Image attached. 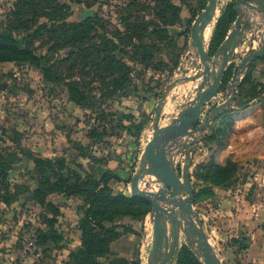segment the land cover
I'll return each mask as SVG.
<instances>
[{
  "label": "rangeland",
  "instance_id": "374dc122",
  "mask_svg": "<svg viewBox=\"0 0 264 264\" xmlns=\"http://www.w3.org/2000/svg\"><path fill=\"white\" fill-rule=\"evenodd\" d=\"M59 1L68 5L61 12L67 22H79L85 11H92L99 16L94 18L104 25L108 34L117 26L125 30L121 18L130 10H133L130 20L135 15L141 17L140 27L128 47L115 39L120 58H138L130 74L132 81L127 84L132 91L119 89L109 93L96 79L89 87L92 89L89 98L91 94L96 96L91 109L70 100L65 81L57 80L68 74L56 61L65 56L66 50L56 47L54 39L48 41L51 35L47 32L33 39L32 48L37 55H48L52 59L40 60V66L48 68V77L40 67L28 61L0 62V264H73L82 248L83 227L89 226L85 218L92 195L102 186L101 170L113 167L125 176L120 178L123 183L109 184L111 188L104 194L122 190L132 196L130 180L138 168L136 156L152 137L155 104L168 85L182 75L180 68H187L188 63L192 65L190 58L185 64L188 54L195 55L191 45L192 26L208 0H172L181 7L176 13L170 10L167 0H94L90 7L69 0ZM15 2L0 0V26L9 23V12ZM41 21L47 20L42 17ZM103 32L100 26L91 31L89 46L99 43L94 36ZM121 38L126 39L123 35ZM210 43L211 39L209 49ZM261 45L262 40L258 48ZM124 50H127L125 55ZM141 58L149 61L143 62ZM128 64L133 65L130 61ZM87 70L89 75L84 79L89 81L96 69ZM187 90L188 86L180 87L179 92L183 94ZM148 96L154 98L146 117L143 108ZM121 113L134 116L137 123L145 122L139 140L123 128L128 122L119 119ZM168 119L163 118L161 123H169ZM103 130L105 136L101 142H96L94 135ZM111 160L118 163L112 162L110 166ZM259 163L244 171L237 162L235 171L224 173L229 179L218 186L221 196L211 187L198 184L197 205L206 221L217 225L212 242L224 264H264V233L263 245L256 243L252 251L250 245L255 238L247 235L249 231L234 237V232H230L232 227H224L226 222L218 223L233 217L248 226L250 218L247 216H252L257 222L255 226L259 224L264 228V162ZM202 172L205 174V170ZM216 177L222 175L216 173ZM236 177L240 178V184L236 183ZM224 194L225 198L241 195L237 200L242 209L247 210L243 212L237 205L226 202ZM243 197L249 203L242 202ZM149 213L138 218L114 214L111 221L104 220L106 226L115 228L125 224L134 232H127L123 227L109 232L105 237L109 252L97 256L96 261L99 264H146L153 234ZM241 213L246 217L239 218ZM100 216L109 215L101 213ZM217 237L224 240L219 243ZM184 247L185 252L195 254L194 264H204L194 246L184 238L178 254ZM178 254L173 264H177ZM121 258L127 263L120 261ZM183 259L184 264H189L193 256L185 255Z\"/></svg>",
  "mask_w": 264,
  "mask_h": 264
},
{
  "label": "trees",
  "instance_id": "16d2710c",
  "mask_svg": "<svg viewBox=\"0 0 264 264\" xmlns=\"http://www.w3.org/2000/svg\"><path fill=\"white\" fill-rule=\"evenodd\" d=\"M71 2L83 3L90 7L94 0H69ZM236 1L230 0L221 10V14L218 17L215 28L212 33L209 53L210 55L215 54L220 48L222 42L228 35V31L232 24L235 22L237 17ZM168 7L172 12L181 10L178 4L167 0ZM137 2H134V5ZM205 7V4L202 8ZM68 8L66 3L61 4L59 0H16L13 8L9 12L10 21L7 24L0 26V62L13 61H28L40 67L45 77H48V68L40 66V60H52L50 56L44 55L39 56L34 53L32 48V41L34 38L42 36L45 32L49 35L48 41L55 40L56 47L65 48V56L56 60L59 65L65 67L68 74L60 77L57 80L65 81L67 90L69 93V99L78 105L85 106L86 108H92L95 102L92 100L96 99V96L89 93L92 89L89 88L92 81L97 79L98 82H102L109 93H114L119 89H127V93L131 92L128 89V83L132 81L130 74L134 69V65L138 58L129 57L128 60H124L123 57H119L117 54L118 45L115 39L118 38L128 47V43L132 42V39L136 35L138 28L140 27V16L133 17V10L131 6L127 9L130 10L126 17L121 18L124 25L122 30L120 27H116L108 34V30L103 24H99L100 21H96L92 11H85L82 20L79 22H67L66 17L61 13L62 10ZM54 10V12H51ZM45 17L47 21H41V18ZM100 19V18H99ZM48 21L56 22L55 24L49 25ZM98 26L104 31L102 34L94 36L100 42L94 43L89 46V41L92 39L91 31H94ZM35 27V28H34ZM26 33V34H25ZM123 35L126 39L121 38ZM142 37L141 34H138ZM56 37V38H54ZM127 50H124V55ZM264 61V56L262 57ZM132 62L130 66L128 62ZM141 61L148 62L149 59L141 58ZM96 69L93 79L86 80L84 77L89 75L88 68ZM233 73V65H231L225 72L223 81L227 82ZM249 84L247 88L246 97L249 99L258 98L264 91V83H253L251 81V74L244 77L240 87L245 84ZM151 94V92L149 93ZM103 95H101L102 97ZM147 117V113H143ZM120 114L119 119L127 121L128 125H123L128 135L138 138L142 129L145 126V122L137 123L135 117L132 115ZM222 132V129L221 131ZM105 136V132L97 133L94 135L96 142H101L102 137ZM216 139L215 134L206 136V140L211 142ZM94 143V142H93ZM99 161V160H98ZM235 161L230 159L227 160L226 165L217 164L213 158L208 162L199 163L194 170L195 177L199 180L210 181L214 185H221L229 179V176H224L228 171H235ZM230 166V168L228 167ZM205 170V174L202 172ZM214 171V172H213ZM217 174H221L222 177H216ZM225 173V174H224ZM102 174V173H101ZM228 174V173H227ZM102 186L99 185L95 194L92 195L91 207L86 212L85 221L87 222L86 227H83V243L82 248L78 250L75 255L77 257L73 264H99L96 261L97 256H102L109 252L105 237L111 231H117L118 227H123L127 232H134L133 228L126 226L125 224L116 226H106L103 223L104 220L111 221L114 218V214L131 216L138 218L147 214L150 211V201L138 197L128 196L123 192L114 193L111 191L109 194L103 192L111 188L109 186V180L116 178L121 180L120 177L113 171H108L104 176L102 174ZM231 178V177H230ZM211 187L212 186H206ZM200 191V189H199ZM199 191L196 192V200H198ZM99 194H102L101 196ZM124 206L122 208H118ZM101 213H107L109 216H100ZM96 227V228H94ZM185 255L193 256V259L189 264H194L195 254L191 252H185V247L182 248L177 257V264H184ZM123 263H127L124 258H121Z\"/></svg>",
  "mask_w": 264,
  "mask_h": 264
},
{
  "label": "water",
  "instance_id": "95a60500",
  "mask_svg": "<svg viewBox=\"0 0 264 264\" xmlns=\"http://www.w3.org/2000/svg\"><path fill=\"white\" fill-rule=\"evenodd\" d=\"M221 2L222 0H208L194 20L191 45L195 55L188 54L185 64L194 56L191 63L196 72L189 76L185 66H182V75L176 77L164 90L155 106L152 137L147 141L139 158L138 168L131 176L132 196L145 198L151 203L149 214L153 223V234L146 264H173L180 249L182 233L186 241L194 246L204 264H224L208 238L200 213L194 209L195 190L189 169L196 152L193 145L201 140L197 134L209 128L226 109H237L232 102L236 98L237 88L244 80L247 68L257 58L264 56L263 28L262 45L241 58V66L236 70L235 76L223 85L225 71L234 56H241L237 49L245 30L250 27V24L244 22L243 7L250 12L264 15V0L236 1V20L218 51L210 55L209 41ZM210 26L212 32L208 41L206 31ZM198 79L201 80L197 84L195 95L182 104L178 114L169 123L162 124L164 106L171 92L178 85ZM223 86L230 96L212 107L201 119L205 106L211 103ZM186 137L192 140L185 141ZM182 150L185 160L181 170H178L176 157ZM147 176H154L161 186L157 190L141 187L140 180Z\"/></svg>",
  "mask_w": 264,
  "mask_h": 264
},
{
  "label": "crops",
  "instance_id": "0c3cea01",
  "mask_svg": "<svg viewBox=\"0 0 264 264\" xmlns=\"http://www.w3.org/2000/svg\"><path fill=\"white\" fill-rule=\"evenodd\" d=\"M230 0H222L221 4L219 5V9L217 11L218 16L221 14L222 8L228 3ZM245 10V19L244 22L250 24V27L247 28L241 38L240 45L237 49V53H240V57L234 56L232 60L230 61V64L228 68L233 65V73L230 79L225 82L223 81V85H226L228 82L232 80V78L235 76L236 70L241 66V58L246 57L251 52L258 49V42L259 39L263 36L262 29L264 28V15L260 14L258 12H250L245 6L243 7ZM218 20V18H217ZM216 20L213 24V30L216 25ZM234 24V23H233ZM232 24V26H233ZM231 26V27H232ZM231 28L228 31V34L230 32ZM227 37V36H226ZM263 57V56H262ZM262 57L257 58L255 61L252 62V64L247 68L245 76L248 74H251V81L253 83H264V61L262 60ZM195 57H191L190 59H194ZM227 68V69H228ZM187 69V74L191 76L193 73L196 72L193 65L189 66ZM226 72V71H225ZM201 79H198L196 81H190L185 83L184 85H179L176 87L170 94L168 100L166 101V104L164 106L163 110V118L165 119L168 117L170 122L175 115L178 114L182 104L190 100L195 95V90L197 88V84L200 82ZM188 86V90L183 92V94H180L179 89L180 87H186ZM237 88V95L235 100L232 102V105L237 107V109H226L224 112L221 113V115L214 120L209 128L204 130L202 133H198L197 135L200 136L201 140L194 144L193 147H195V155L192 162V165L190 166V173H191V182L194 186L195 194L199 191L198 184H202L200 187H206V186H212V189L216 192L217 195L221 196L222 194L217 191L219 185H214L210 181H205L201 179H197L194 175L195 167L202 162H208L211 158L214 159V161L217 164L225 165L228 159L238 162L241 164L240 168L244 171H249L250 167L257 166V164H261L259 162H264V94H260L258 98L249 99V97H246L247 88H249V84H245L243 87ZM228 90L225 86L222 87L219 94L214 97L210 104H207L204 109V113L201 115V119L205 117L207 112L214 107L215 105L223 102L226 99V95ZM153 98L152 96H148L144 100V111L149 115V108L151 107V104L153 105ZM157 104V103H156ZM155 104V106H156ZM169 104V105H168ZM169 107H168V106ZM169 108L166 111V108ZM166 116V117H165ZM162 118V119H163ZM167 120V119H166ZM222 129V132H220ZM215 134L216 139H213L211 142H208L206 140V136ZM131 137V136H130ZM186 140H192L190 137H188ZM143 150H140L138 155L136 156V159L138 160L141 156ZM184 152H181L176 158H177V165L178 170H181V167L184 163L185 157ZM112 162L118 163L117 160H111L110 166H112ZM139 165V164H138ZM248 169V170H247ZM108 171H113L116 173L120 178H124V174L116 170L115 168H107L105 170H101L103 175H106ZM237 179V180H236ZM236 183L240 184V178H235ZM115 182L123 183L121 180H117L116 178H111L109 180V184ZM245 185V184H244ZM220 190V189H219ZM121 192L125 193L124 191L120 190ZM126 194V193H125ZM127 195V194H126ZM226 195L224 194V198ZM237 197H241L239 194H235L234 196H231L230 198H225L226 202H231V205H237L238 208L242 211L241 204L237 200ZM242 202H247L246 199H242ZM194 209L197 210L203 221L205 230L207 232L208 238L213 245L212 238L214 240V236H212V233H217L216 228L217 225H210L206 221V216L200 211V208L198 207V200H196V195L194 199ZM252 208V207H251ZM250 208V209H251ZM247 209L243 210L245 212ZM246 217L245 213H241L239 218ZM250 218V221L248 222V226H244V222H240L238 218H224L223 222H218L219 224H223L226 222L227 224L224 225V227H232V230L230 229V232H234L233 236L237 237L239 233L247 232V235H251L253 239L255 238V241L251 242L250 249L253 251L255 250L256 243L262 244L261 236L264 233L263 226H255L256 220L251 219L252 216H247ZM260 217V214H259ZM261 220V218H258ZM255 221V222H254ZM258 221V220H257ZM185 239L184 234H181V241L182 239ZM218 238V237H217ZM219 239L220 241L224 239ZM186 240V239H185ZM149 242V241H148Z\"/></svg>",
  "mask_w": 264,
  "mask_h": 264
},
{
  "label": "built area",
  "instance_id": "2783aa9c",
  "mask_svg": "<svg viewBox=\"0 0 264 264\" xmlns=\"http://www.w3.org/2000/svg\"><path fill=\"white\" fill-rule=\"evenodd\" d=\"M261 40H262V38L259 39V42H261ZM259 42H258L257 45H259ZM229 96H230V93H227L226 99ZM187 138L188 137L184 138V140L185 141H191V140H186ZM193 148H195V147H193ZM182 152H184V151L182 150ZM184 157H185V155H184ZM139 184H140L141 187L148 188V189H152V190H157L159 188V186H161V183L158 182V180L154 176H147L144 179H141Z\"/></svg>",
  "mask_w": 264,
  "mask_h": 264
},
{
  "label": "bare ground",
  "instance_id": "6f19581e",
  "mask_svg": "<svg viewBox=\"0 0 264 264\" xmlns=\"http://www.w3.org/2000/svg\"><path fill=\"white\" fill-rule=\"evenodd\" d=\"M211 31H212V26H210L208 29H207V31H206V38H207V40L209 41V37H210V35H211ZM182 85H184V84H182ZM179 86V85H178ZM177 86V87H178ZM150 140V139H149Z\"/></svg>",
  "mask_w": 264,
  "mask_h": 264
}]
</instances>
